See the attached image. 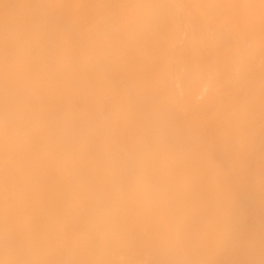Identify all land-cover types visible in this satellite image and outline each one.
<instances>
[{"label":"bare ground","instance_id":"obj_1","mask_svg":"<svg viewBox=\"0 0 264 264\" xmlns=\"http://www.w3.org/2000/svg\"><path fill=\"white\" fill-rule=\"evenodd\" d=\"M0 264H264V0H0Z\"/></svg>","mask_w":264,"mask_h":264}]
</instances>
